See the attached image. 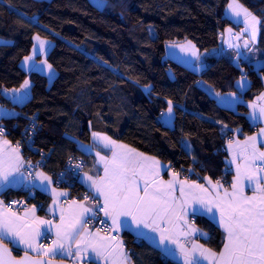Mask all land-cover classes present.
Returning <instances> with one entry per match:
<instances>
[{
	"label": "trees",
	"instance_id": "trees-1",
	"mask_svg": "<svg viewBox=\"0 0 264 264\" xmlns=\"http://www.w3.org/2000/svg\"><path fill=\"white\" fill-rule=\"evenodd\" d=\"M238 1L260 19L257 48L264 59V0ZM228 3L105 0L99 7L91 0H0V37L10 41L0 43V90L18 89L27 78L32 82L31 97L21 105L0 92L1 104L20 110L3 119L7 136L18 141L34 120L36 150L26 148L29 160L74 196L86 189L67 171L68 161L81 157L86 168L89 155L81 144L92 143L96 131L159 157L191 180L222 178L229 184L232 172L220 146L234 134L245 136L259 128L248 117L247 102L264 90V65L237 63L231 50L209 53L221 45L226 27L241 28L227 17ZM36 35L53 41L47 54L57 71L52 82L21 64ZM183 40L207 54L201 72L166 55L167 43ZM242 76L250 84L236 109L221 106L204 87L233 92ZM169 101L175 110L172 126L162 118ZM62 174L72 184L59 182ZM11 197H25L29 204L49 199L42 191L26 189L4 192V198ZM195 220L208 234L204 243L220 250L224 231L208 217ZM122 237L133 264H180L130 231ZM15 248L17 255L24 251Z\"/></svg>",
	"mask_w": 264,
	"mask_h": 264
},
{
	"label": "snow or ice",
	"instance_id": "snow-or-ice-1",
	"mask_svg": "<svg viewBox=\"0 0 264 264\" xmlns=\"http://www.w3.org/2000/svg\"><path fill=\"white\" fill-rule=\"evenodd\" d=\"M228 10L235 17L243 18L245 30L254 39L259 23L257 17L238 3V0H232L228 4ZM35 41L33 56L42 53L50 43L39 35L35 37ZM244 47H248L247 41ZM181 48L195 58L189 61V66L198 71L201 53L191 42ZM33 56L25 57V61H32ZM46 63V60L42 61L41 65ZM47 68L51 72L52 65L48 64ZM246 83V78L242 76L239 86L244 88ZM28 88L29 81L25 80L20 89L0 92L13 103L23 104L29 97ZM231 95L235 96L234 93ZM252 108L253 118H264V106L258 109L259 117L257 106L253 104ZM172 112V102L169 101V119ZM13 115L14 112L0 106V119ZM3 134V127L0 125V136ZM261 134H264V129H261ZM93 136L101 139L106 148L111 147L112 156L109 159L96 153L99 156L97 164L103 166V175L94 178L85 174L81 178V182L87 183L93 196L85 195L84 202L73 201L72 206L76 211L69 212L67 216L61 209L59 224L53 225L51 220L35 217V206L32 208V222L29 223L27 209L25 216L20 217L0 200V264H27L30 260L27 255L19 260L13 259L10 249L2 243L5 239L16 245H23L25 253L31 249L44 256L66 255L79 261L82 252L91 251L97 259L104 260L105 264H125L127 255L123 251L122 241L113 244L115 237H101L99 229L93 233L86 227L101 212L106 220H101L100 223L105 224L110 220V230L129 228L138 236L153 241L165 257L179 255L183 264H264V151L256 147L255 136L248 138L243 145L237 142L238 147L243 149L239 153L243 165L236 166L231 191L224 188L220 181L213 184L208 180L212 192L194 181H179L175 173L171 180L164 181L159 178L158 160L117 144L110 137H101L99 133H93ZM4 146H9L7 151ZM231 146L232 141H229V148ZM236 156L237 153L234 152L233 162ZM25 163L19 143L16 147H11L9 141H0V188L30 180L33 188L39 187L53 195V207L50 211L54 213L55 206L59 203L58 198L67 193L51 188L50 176L42 171L26 170ZM82 166L80 164L76 167L79 169ZM245 182L253 195H245ZM189 214L209 215L223 228L225 241L222 251L214 252L190 239L196 232H200L202 236L206 234L189 223ZM41 226H45L44 232H41ZM49 233L55 238L48 247L37 243L41 236ZM32 264H52V261L37 260Z\"/></svg>",
	"mask_w": 264,
	"mask_h": 264
},
{
	"label": "crops",
	"instance_id": "crops-1",
	"mask_svg": "<svg viewBox=\"0 0 264 264\" xmlns=\"http://www.w3.org/2000/svg\"><path fill=\"white\" fill-rule=\"evenodd\" d=\"M231 2H232V0H229V3H231ZM238 3H240V2L238 1ZM228 4H227L226 10H225L227 17H229L235 23L241 24V28L238 29V28H234V27H231V26L226 27L221 33V45L218 48L214 49L212 52H209V53L220 54V53H223L225 51L231 50L234 53V59H235L234 61L235 62H237V63L248 62V63L254 65V67H256V68L262 67L264 65V59L259 56V53H258V50H257V43H258L259 36H260V19L248 9L249 12H251L259 20V23L257 25L256 36L253 39L251 34H250V32L245 30V24L243 23V18L242 17H240V18L235 17L230 12V10H228ZM241 5H243V4H241ZM229 27H231V31L230 32H229ZM245 41L248 42V47L247 48L244 47ZM189 42H191L192 45H195L190 40L178 41L177 44H173V42L167 43V45H166V54H167V56H169L170 58H172V59H174V60H176V61H178V62H180V63H182L184 65H186L189 68H191L189 66V61L192 60V59H195V58L191 57L190 53L182 50V48H181L182 45L183 46H187ZM230 45H232V46L230 47ZM195 48L198 50L196 45H195ZM199 53H201L200 62H199L201 66L199 67V70L197 72H201L206 67L205 57H206L207 54L206 53H202L200 51H199ZM24 60H25V58L22 60L21 64L26 70H28V71L29 70H35L37 68L36 67L37 65L36 66H32V67L24 66V64H23ZM36 70L40 71L38 69H36ZM51 72H52V70H51ZM243 77H245L246 80H247L246 81L247 82L246 86L244 88H241L239 86L238 82L240 81V79H241L240 78L237 81V90H235L233 92L221 93V92L216 91L213 87H211V86H209L207 84H205L204 87L211 94H213L217 98V101H218V103L221 106L227 107V108H231V109H236L238 104L243 101V92L249 87V84H250V81H249L248 77L247 76H243ZM31 85L32 84L30 82L29 83V88L27 89V91L29 93L28 99L31 97V93H32ZM20 88H18V89H20ZM4 90L7 91V90H12V89H4ZM233 93L235 94V96L231 95ZM9 95H11L10 92H9ZM17 95H18V93H17ZM28 99H26L24 101V103ZM247 104H248V107H249L248 117H249L250 121L253 124H259V128L254 133L248 134V135H245V136H240V135H238L239 133L234 134L233 138L227 141L226 146H227L228 168L232 172V177L230 179V183L229 184H227V182H225L222 178H219V179L206 178L203 181L191 180V179H189V178H187L185 176H182L178 171L173 169V167L170 165V163L161 160L159 157L147 154V153H145V152H143V151H141L139 149H136V148H134V147L122 142V141L116 140V139H114L113 137L109 136L108 134H106L104 132L96 131L94 133H99L101 135V137H103V136L110 137L111 140L115 141L117 144L125 145L128 148H130V149H134L136 152L142 153L144 156L152 157L155 160H158L160 162V175H159V178L164 180V181L171 180L173 178V174L175 173L176 177H177V179L179 181H185L186 180L189 183L194 181L197 184L203 185L205 188L208 189L209 192H212L213 189L208 184V182H207L208 180H210L213 184L216 181H220L221 184H223L224 188H227L229 191H231V184H232V182L234 181V179L236 177V166H237V164L243 165V159H242V157L239 156V153L243 149L241 147H238L237 142H240V144L243 145L244 142L248 140V138L255 136L257 138L256 147L260 151H264V134H261V129H264V118H253V116H252V112H253L252 105L255 104L257 106V117H259L258 109H259L260 106H264V90L261 93H259L255 98H253L252 100L248 101ZM0 106H2L3 109L11 110L12 112L15 113V115H18L20 113V110L17 107H9V106H7L5 104H0ZM172 107H173V105H172ZM15 115H13V116H15ZM162 118H163V121L167 125L172 126L174 124V118H175L174 107H173V112L171 114V119H169L168 116H167V110L163 114ZM3 119H0V122H3ZM3 140L9 141L11 147H16L13 144V142L9 139L7 134H3V136H0V141H3ZM229 141H232L231 148H229ZM85 146H87V147H85ZM8 147L9 146H4V150L7 151ZM81 147L89 155V160H88L86 168L79 175V181L81 182V178L85 174H87L89 176H93L94 178L96 176H98V175L102 176L103 175V166H102V164H97V161L99 160V156H97L96 153H99L101 156H105V157L110 159L111 156H112L111 147H107L106 148L104 146L103 141L101 139L95 138L94 136H93V142L92 143L81 144ZM20 151H21V155L23 156V158H24V160L26 162L24 167H25L26 170H28L27 167L29 165V163H28L29 160L23 154L21 149H20ZM234 152L237 153L235 162H233V153ZM249 152H250V149H249ZM36 171H42L43 173L47 174L48 176H50L52 178V184L50 186L51 188H55L58 192L59 191H63V192L67 193L66 196H60L58 198L59 203L55 206L56 211L54 213L50 211V208L53 207V199H54L53 195L49 191H42L39 187L33 188L32 187V183L33 182L30 181V180H25L22 184H15V185L9 186L7 188H0V200H2L4 206H6L5 201L8 200V199L4 198V192L9 190V189H26V190L29 191V193H34L37 190L42 191L45 194L49 195V199H48V201L46 203H32V204H29L28 207H26L22 211H17L14 208H10V210L12 212L16 213L18 216L24 217L25 216V211L27 209L28 210L27 220H28L29 223H31L32 222V208H33V206H35V217H38L39 219H42V220H51V221H53V225L59 224L60 223L59 216H60L61 209L64 210L65 215L67 216L69 212L76 211L74 206H72V202L73 201L84 202V197H80V198L74 197L73 199H71L70 198V196H71L70 189H68L66 187L58 186L55 183L53 176L50 173L44 171L43 169L37 168L33 172H36ZM81 183L83 184L85 189L88 191V193L91 196H93V193L89 189V187L87 186V183L86 182H81ZM176 194L178 196L179 192H177ZM245 195H248V196L253 195V192L251 191L250 187L247 186V182H245ZM11 198H13V197H11ZM198 215H201V214H196V215L189 214L187 219H188L189 223H191L195 228H197V229L201 230L203 233H205L206 236H202L200 232H196V233L193 234V236L190 239L194 240L198 244L203 245L207 249H210V250H212L214 252L219 253L220 251H222L223 245H222L220 250H215L212 247H210L209 245H207L206 243H204L203 239L208 237V234L203 228H201L197 224L195 218ZM202 216L208 217L210 220H212L214 223H216L218 225V223L215 220H213L209 215H202ZM86 227L93 233L97 232V230L94 229L90 224H87ZM221 229L223 230V228H221ZM40 230H41V232H44L45 226H41ZM125 231H130L133 234H135L137 237H140V236L137 235V233L135 231H133V230H131L129 228H124V227H122V228H120L119 230L116 231L117 233L120 234L118 236H114V235H112V234H110L108 232H104V231H99V235L101 237H103V236L115 237V240H113V242H112L113 244H115L117 241H122L123 251L127 255V260H126L125 264H133V262L130 260L129 250H128V248H127V246L125 244V241H124V239L122 237V235H123V233ZM145 231H149V230L145 229ZM49 234H51V233H49ZM153 235H156V234H153ZM224 235H225V233H224ZM51 236H52L53 239L55 238L53 234H51ZM44 237L45 236H41L38 239L37 243L41 245V241H42V239ZM140 238H142V237H140ZM144 239L149 241L150 243H152L153 245L156 246V244L153 241H151L150 239H146V238H144ZM181 239L183 240V238H181ZM5 240L9 241L8 239H5ZM224 241H225V237H224ZM12 244L17 246V247H20L21 249L24 250V246L23 245H16L14 243H12ZM50 244H51V242L46 247H48ZM28 251L38 254L37 252H35V251L31 250V249H29ZM73 251H75V248L73 249ZM49 257H52V256H49ZM55 257L56 258H64V259L70 260V261H72L75 264H81V263L105 264L104 260L97 259L95 257V255H94V253H92L91 251L82 252L81 253V259L79 261H77L74 257H68L66 255H56ZM168 258H171L172 260H175V261L179 262L180 264H183V260H182L181 257H179V255H177L176 257H168ZM206 264H207V262H206Z\"/></svg>",
	"mask_w": 264,
	"mask_h": 264
},
{
	"label": "built area",
	"instance_id": "built-area-1",
	"mask_svg": "<svg viewBox=\"0 0 264 264\" xmlns=\"http://www.w3.org/2000/svg\"><path fill=\"white\" fill-rule=\"evenodd\" d=\"M0 104H1V100H0ZM0 125H2L3 127V133H8L9 132V128L3 123V122H0ZM36 124H35V121L34 120H31L29 123H27L24 128L22 129L21 131V139H19L18 141H15L13 142V144L15 146H17V143H19L20 145V149L22 150L23 154L28 158L29 155L28 153L26 152V148L27 149H31V150H36L35 146H34V136H35V133H36ZM233 136H230L227 140H226V143L228 140L232 139ZM226 143L222 144L220 146V151L224 152V153H227V146H226ZM29 159V158H28ZM29 162H31L27 169L28 170H31V171H34L37 167V165L35 163H33L32 161L29 160ZM42 164V163H41ZM82 164L83 166L80 167L79 169H77V165H80ZM85 169V160L81 157L79 158H76L75 156L74 157H71L68 161V164H67V171H73L75 173V177L78 176L79 178V174ZM66 182L67 184H72L71 183V180L68 179L67 177H65V175H60L59 177V182ZM84 195H88V191H84L83 192ZM89 197H92L90 194L88 195ZM15 202V203H13ZM5 204L8 208H14L16 209L17 211H22L23 209H25L27 206H28V203H27V198L25 197H13V198H10L8 200L5 201ZM101 220H106V218L104 217L103 213H99L97 218L92 220L89 224L96 230H100V231H104V232H108L114 236H118L119 234H117L115 231L113 230H110V227H111V222L110 220L107 221L105 224H101L100 221ZM52 240V236L51 234H47V236H45L43 238V240L41 241V245L46 247L50 241Z\"/></svg>",
	"mask_w": 264,
	"mask_h": 264
},
{
	"label": "rangeland",
	"instance_id": "rangeland-1",
	"mask_svg": "<svg viewBox=\"0 0 264 264\" xmlns=\"http://www.w3.org/2000/svg\"><path fill=\"white\" fill-rule=\"evenodd\" d=\"M92 2H94L96 5H98L99 7H103L104 6V4H105V0H91ZM229 29H231V27H229ZM37 36V35H36ZM35 36V37H36ZM40 36V35H39ZM35 37H34V44H36V41H35ZM42 39H46V40H48L50 43L48 44V45H46V47H45V49H44V51L42 52V53H37L35 56H33V47H32V50H31V53L28 55V56H33V60L32 61H25L24 60V66H26V67H32V66H36V65H39L40 67H37L36 69H38V70H40L42 73H45V74H47L48 75V77H49V80L52 82L53 81V79H54V77H56V75H57V71H56V69L52 66V72H49V70H48V68H47V65L48 64H50L51 65V63L48 61V59H47V54H48V52L50 51V49H51V47H52V45H53V41L51 40V39H49V38H46V37H42V36H40ZM10 41L9 40H7V39H5V38H2V37H0V43H9ZM178 43V41H176V42H173V44H177ZM34 46V45H33ZM257 50H258V48H257ZM258 53H259V56H260V52H259V50H258ZM167 55V54H166ZM28 56H26V57H28ZM169 57V56H168ZM47 61V63L46 64H43V65H41V62L42 61ZM35 69V70H36ZM26 80H28L29 81V83L31 82V80H30V78H27ZM247 81V80H246ZM31 84H32V82H31ZM5 124V123H4ZM6 125V124H5ZM4 134H7V133H4ZM27 158V157H26ZM28 159V158H27ZM29 160V159H28ZM89 195V194H88ZM85 195L83 194V192L80 194V195H78V196H74V195H71L70 196V198L71 199H73L74 197H77V198H80V197H84ZM28 203V202H27ZM28 205H29V203H28ZM28 207V206H27ZM116 232V231H115ZM117 233V232H116ZM117 234H119V233H117ZM120 235V234H119ZM53 239V238H52ZM43 240V239H42ZM51 242V241H50Z\"/></svg>",
	"mask_w": 264,
	"mask_h": 264
},
{
	"label": "water",
	"instance_id": "water-1",
	"mask_svg": "<svg viewBox=\"0 0 264 264\" xmlns=\"http://www.w3.org/2000/svg\"><path fill=\"white\" fill-rule=\"evenodd\" d=\"M2 243L10 249L11 257L15 260H19V259L25 257V255H27L30 258V260L27 262V264H32L33 261H37V260H45V261L51 260L52 264H75L72 261L64 259V258L44 256V255L36 254V253L30 252V251H27V253H25V251H23L21 254L17 255L15 252V250H16L15 246L9 244L6 240H4ZM81 264H87V263H81Z\"/></svg>",
	"mask_w": 264,
	"mask_h": 264
}]
</instances>
